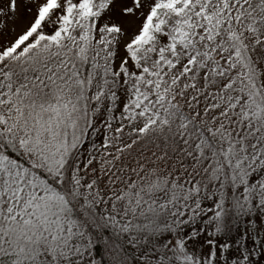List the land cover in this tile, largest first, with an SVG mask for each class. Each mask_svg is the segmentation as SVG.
Returning <instances> with one entry per match:
<instances>
[{
	"label": "snow or ice",
	"instance_id": "6c2138e0",
	"mask_svg": "<svg viewBox=\"0 0 264 264\" xmlns=\"http://www.w3.org/2000/svg\"><path fill=\"white\" fill-rule=\"evenodd\" d=\"M0 264H264V0H0Z\"/></svg>",
	"mask_w": 264,
	"mask_h": 264
}]
</instances>
